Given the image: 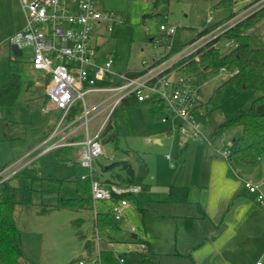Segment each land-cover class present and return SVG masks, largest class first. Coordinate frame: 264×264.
<instances>
[{
    "label": "rangeland",
    "instance_id": "rangeland-1",
    "mask_svg": "<svg viewBox=\"0 0 264 264\" xmlns=\"http://www.w3.org/2000/svg\"><path fill=\"white\" fill-rule=\"evenodd\" d=\"M218 1L96 0L99 8L114 13L115 20L111 30L103 26L95 29L93 40L103 56L110 54L113 57V66L116 71L142 69L143 62H150L155 58L163 61L169 55L178 54L198 36L203 27L228 17L230 9L217 7ZM15 2L16 0H0V85L9 81L12 69L20 73L22 83V91L15 104L0 107V150L3 161L23 154L30 144H36L43 129L54 123L60 115V111L52 107L42 109L43 104H46L44 102L46 98L44 94L45 77L44 73L35 71L30 65L33 47L26 45L23 47V53L15 54L10 40L6 39V36L11 33L14 21L16 19L21 21L24 18V10L18 8ZM238 2H241L240 6H243L245 0H238ZM227 20L228 18L224 19L213 29ZM161 23L168 27L175 26V31L168 37L166 44L161 43L162 34L166 32L161 30ZM220 30L213 31L200 43L208 41ZM241 30L251 35L253 45H264V9L249 18L242 25ZM223 35H219L221 38L217 49L225 54L234 48L235 42L227 44L229 39ZM187 57L191 58V55ZM177 66L181 70L184 66L182 60H179ZM224 80V73L218 72L205 77L201 86L210 112L206 117H201L200 121L207 126L210 135L216 125L234 117L238 110L248 109L256 97L251 89L237 92L231 86L219 88ZM103 96L101 93L88 94L86 100L89 101L93 97L100 100ZM38 100L43 101V104H38ZM75 108L79 115L82 114L81 100L76 103ZM148 115H150L148 106L118 107L112 120L122 127L123 133L117 140H114L110 138V132H102L99 139L103 152L95 159V164L100 175L105 177L107 174L102 173V166L106 167L114 161L128 159L138 170V156H142L150 170L148 177L150 178L151 174L156 175V179H150L156 188L155 191L161 193L170 184H175L184 174L189 175L191 171L198 172L202 162L203 145L191 140L183 155V157L186 156L187 161L186 159L180 161L178 148L182 144L178 140L179 123L177 120L149 122ZM104 117L105 114H100L89 122L90 135L96 133ZM82 121L81 119L80 122ZM171 127L174 130L169 136L167 129ZM237 131L239 129H231L217 137L214 140L215 150L218 152L230 150L233 147V138L238 135ZM150 132H158L161 143L149 136ZM84 137V130H79L77 138ZM212 146L207 144L205 147L212 148ZM78 148H75L76 152ZM167 154L171 155L172 166ZM74 178L73 164L71 162L58 163L56 152L37 159L13 178V184L22 188L17 194L19 203L15 207L14 217L21 230L23 264H71L72 261L81 258L87 241L96 240L93 233V218L96 210L108 209L110 203L106 200L95 201V209L75 211L60 208L47 213L39 212L42 204H54L60 198L79 197L73 182ZM57 180H61L62 185L56 182ZM30 187L34 189L31 194L33 205L27 206L22 203V200L24 189ZM139 206L147 208L148 216L145 223L150 233L155 232L154 212L151 214V209L142 199H140ZM128 207L131 212L129 221L126 223L130 227H139L143 231L145 225L137 204L130 201ZM104 232L105 230L100 229L101 235L99 236L103 238ZM123 232L126 236L129 235L126 230ZM127 244L129 246V242L125 243L124 251L129 248ZM99 245L100 248L107 247L102 240ZM136 251H140L137 246ZM257 253L258 251H253L251 257L256 259ZM124 255L125 264H149L142 263L141 256L136 253L130 252ZM259 258L264 262V257ZM138 260L140 261L137 262ZM153 264L156 262L154 261Z\"/></svg>",
    "mask_w": 264,
    "mask_h": 264
},
{
    "label": "built area",
    "instance_id": "built-area-1",
    "mask_svg": "<svg viewBox=\"0 0 264 264\" xmlns=\"http://www.w3.org/2000/svg\"><path fill=\"white\" fill-rule=\"evenodd\" d=\"M241 2L236 1L231 18L189 43L178 54L169 55L163 61L157 59L143 62L144 66L140 70L116 71L110 54L102 62L97 60L98 46L93 40V32L99 26L109 30L113 28L115 20L113 12L99 8L96 0L25 1L23 5L25 27L13 34L9 40L12 45H17L21 49V53L24 46L33 47L30 64L35 71L44 73L45 77L46 104L42 103V109L52 107L60 111L58 121L51 133L38 143V146L42 147L40 155L63 146L79 147L77 161L81 166L93 169L94 160L103 152L100 135L114 110L129 96H135L138 101L148 102L151 106L155 101L159 102L162 108L155 109L154 114L163 122L178 120V133L184 140L211 143V135L200 121V118L206 117L210 111L202 94V85H196L189 75L181 73L177 63L193 55L210 40L223 35L236 23L264 8V0H245L243 6H240ZM224 25L226 26L223 27ZM160 28L169 34L175 31V26L168 27L161 24ZM218 29H221L218 34L200 43L203 38ZM232 41L227 40V44H231ZM218 42L213 45L217 47ZM220 73H224L225 78L232 74L225 67L220 69ZM97 93L104 96L100 100L95 97L86 100V95ZM80 100L83 109L82 114L79 115L75 105ZM100 114H105V117L96 133L90 135L89 122ZM81 129L84 130L85 137L79 139L77 136ZM33 148L30 149L31 152ZM228 152L223 150L226 157ZM23 158L11 163L0 172V182L19 172L21 167L17 165ZM167 158L170 159L171 155L167 154ZM244 185L264 210V179L261 181L244 179ZM141 190L142 187L138 184H108L99 179H94L91 183L94 203L97 200L111 201L113 194H138ZM129 202L124 198L111 203L110 210L116 219L127 220L125 207ZM136 231L135 226L130 227L133 236ZM98 240L99 236H97ZM133 244L140 251L147 249L144 241L135 240ZM118 258L123 264L124 257L118 255ZM84 263V260L79 261V264ZM92 263L101 264L99 247L96 249ZM257 264L263 263L259 260Z\"/></svg>",
    "mask_w": 264,
    "mask_h": 264
},
{
    "label": "trees",
    "instance_id": "trees-1",
    "mask_svg": "<svg viewBox=\"0 0 264 264\" xmlns=\"http://www.w3.org/2000/svg\"><path fill=\"white\" fill-rule=\"evenodd\" d=\"M159 0H156L158 2ZM168 1V0H165ZM237 0H219L216 4L219 8H229L230 14L226 18H231L234 14L233 7ZM261 8L259 11H262ZM256 13L250 15L246 19L241 20L234 26L230 27L223 34L227 39L233 40L235 46L229 52L222 54L220 49H217L213 43L220 40V36L210 40L202 46L197 52L191 55V58L185 57L182 59L184 66L180 71L186 73L192 81L201 86L205 77L220 72L222 67H225L232 74L225 78L219 88L231 86L237 92L251 89L256 94L255 99L251 102L248 109H240L237 114L229 119L222 121L216 125L211 137L221 136L227 131L234 129L238 130V135L234 137L233 147L228 150L227 159L233 165L253 167L264 159V45L255 46L252 44L251 35L241 30L247 20ZM224 18V19H226ZM203 27L198 36L191 42L209 33L218 23ZM164 24V23H161ZM172 34L165 32L162 34L161 43L166 44L168 37ZM190 42V43H191ZM196 56H198L196 58ZM22 91L21 76L19 72L11 70L9 81L0 85V107H9L15 104ZM142 103L135 96L125 98L119 107L131 108ZM162 108V105L155 101L152 109ZM112 113L110 120L106 124L105 132H110V138L117 140L119 135L123 133V129L115 121L112 120L115 112ZM58 119L51 125L46 126L42 134L36 141V144H30L26 151L30 150L42 140H44L53 130ZM74 146H63L54 150L58 163L71 162L74 166L75 178L73 179L75 189L79 197L60 198L56 203L44 205L42 204L40 213H47L53 209L66 208L75 211L94 209V201L92 199L91 183L94 179H99L108 184L130 185L138 184L142 190L138 194L124 193L121 195L113 194L108 209L96 211L93 218V233L96 236L101 235L100 229L109 231L110 229H122L124 221L116 219L110 210L112 202H118L121 199H128L139 206L141 197L146 193L149 184L145 182L148 174V168L143 160H140L139 169L136 170L128 159L114 161L102 166V173L107 176L102 177L96 168L95 160L93 169L85 168L77 161V152ZM184 148H181L179 153L182 154ZM20 155L8 161L2 160L0 150V172L10 165ZM19 172L15 173L10 178L0 182V263L2 264H23L22 257V239L21 230L14 217V210L19 203L17 194L21 187L13 184L12 180ZM1 179V176H0ZM62 185L61 180H57ZM32 187L24 189V198L22 203L27 206L33 205ZM187 194L186 187L171 186L169 192L165 196V201H182L185 200ZM141 209V208H140ZM102 238V237H101ZM114 239V237H111ZM112 239V240H113ZM133 239V236H132ZM137 241V240H136ZM93 242H86L87 255H82L71 264H79L80 260H84V264H93L92 259L96 255L93 250ZM149 249L142 251L144 261H149ZM118 251L111 247L100 249L101 264H121L118 258Z\"/></svg>",
    "mask_w": 264,
    "mask_h": 264
},
{
    "label": "crops",
    "instance_id": "crops-1",
    "mask_svg": "<svg viewBox=\"0 0 264 264\" xmlns=\"http://www.w3.org/2000/svg\"><path fill=\"white\" fill-rule=\"evenodd\" d=\"M25 1L27 0H16L15 5L24 10ZM25 24L24 10V18L21 21L17 19L14 21L11 33L6 36V39L21 31ZM105 57L98 47L97 60L102 62ZM157 59L159 58L153 60ZM40 101H37L38 104H42ZM140 106H148L150 115L147 119L149 122L160 120L154 114L151 104L146 102L138 105V107ZM177 122L179 123L178 120ZM206 129L209 133L207 126ZM173 130V127L168 128L167 134L170 136ZM148 135L152 136L156 142L161 143L158 132H150ZM177 135L182 144L178 148V152L181 148H184L182 154L179 153L180 161H183L186 159V156L183 157V155L191 140H184L178 131ZM217 137H211V143L199 142L203 145V151L198 172L196 171L194 172L196 174H194L191 171L189 175L184 174L175 184H170L161 193L155 191L156 188H154L150 179H156V175L152 176L151 174L149 178L150 170L148 169L145 182L149 184V187L141 199L151 209V214L154 212L155 232L150 233V229L146 226L147 208L140 207V209L138 207L145 226L143 231L137 227L134 236L130 233V225L127 223L131 211L128 204L125 207L127 220L124 221V223L127 222L125 224L127 227H123V223L122 229L106 230L103 238L98 235L99 240H95V247L92 251L96 254V249L98 247L101 249L99 243L102 240L107 247L115 249L119 255L124 257L123 264L126 263L124 254L130 252L140 255L142 263L147 262L149 264H153L154 261L156 264H257L261 259L259 257H264V210L258 205L255 197L246 189L244 179L263 180L264 163L261 164V162L264 159L253 167L233 165L223 154V150L220 152L215 150L214 140ZM207 144L213 145L212 148L205 147ZM33 149L32 152L30 150L25 151L12 162L14 163L25 157L17 165L21 167L19 171L27 168L42 156L54 152L53 150L40 155L42 147H39L38 144ZM138 159L139 166L140 160L146 163L142 156H138ZM29 160H32V162L27 163ZM169 160L170 163L173 162L171 158ZM146 166L148 168L147 163ZM171 186L186 187L185 200L165 201L164 198ZM125 230L129 235H125L123 232ZM132 236L134 239H132ZM111 237H114V239ZM136 237L137 239H135ZM135 240L144 241L147 244L150 250L149 261H144L142 251H136V246L133 244ZM126 242H129V246L127 244L129 248L124 251ZM253 251H258L256 259L251 257ZM83 255H87L86 247ZM262 263L264 264V262Z\"/></svg>",
    "mask_w": 264,
    "mask_h": 264
},
{
    "label": "water",
    "instance_id": "water-1",
    "mask_svg": "<svg viewBox=\"0 0 264 264\" xmlns=\"http://www.w3.org/2000/svg\"><path fill=\"white\" fill-rule=\"evenodd\" d=\"M12 49H13L15 54L21 53V49L17 45H12ZM40 102H43V101H40Z\"/></svg>",
    "mask_w": 264,
    "mask_h": 264
}]
</instances>
